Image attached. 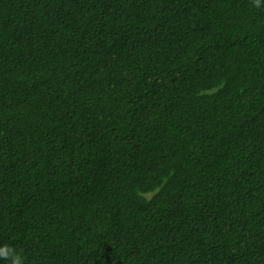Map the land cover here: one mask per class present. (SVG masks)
<instances>
[{
	"label": "trees",
	"instance_id": "1",
	"mask_svg": "<svg viewBox=\"0 0 264 264\" xmlns=\"http://www.w3.org/2000/svg\"><path fill=\"white\" fill-rule=\"evenodd\" d=\"M254 3L0 0V246L25 264H264Z\"/></svg>",
	"mask_w": 264,
	"mask_h": 264
},
{
	"label": "clouds",
	"instance_id": "2",
	"mask_svg": "<svg viewBox=\"0 0 264 264\" xmlns=\"http://www.w3.org/2000/svg\"><path fill=\"white\" fill-rule=\"evenodd\" d=\"M254 6L260 8L264 5H262V0H255ZM0 259L10 261V264H25L26 261V258L10 244L0 246Z\"/></svg>",
	"mask_w": 264,
	"mask_h": 264
}]
</instances>
